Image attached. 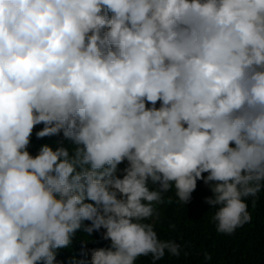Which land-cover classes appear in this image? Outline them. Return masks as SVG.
Here are the masks:
<instances>
[{"label":"clouds","instance_id":"clouds-1","mask_svg":"<svg viewBox=\"0 0 264 264\" xmlns=\"http://www.w3.org/2000/svg\"><path fill=\"white\" fill-rule=\"evenodd\" d=\"M38 125L62 140L33 155ZM198 181L217 232L251 221L264 0H0V264H57L77 231L109 241L90 264L179 257L145 221Z\"/></svg>","mask_w":264,"mask_h":264},{"label":"trees","instance_id":"trees-1","mask_svg":"<svg viewBox=\"0 0 264 264\" xmlns=\"http://www.w3.org/2000/svg\"><path fill=\"white\" fill-rule=\"evenodd\" d=\"M42 127L43 125H38L33 130L28 149L33 155L42 144L47 143L55 149L57 142L62 140V136L37 139L35 131ZM69 143L63 140L64 146H68ZM151 187L154 186L150 185ZM162 195L164 202L153 205L157 215L145 222L153 224L160 239L173 240L180 244L181 248L179 257L166 252L155 264H264V190L255 198H247V210L252 219L231 234L217 232L215 222L212 220L215 209L204 202V197L211 195V192L202 181L197 182L196 190L186 205L178 202L174 188ZM84 240H88L86 244ZM103 242L99 233L94 232L92 237H89L77 231L72 237V246L58 250L56 262L73 264L71 261L75 259L90 264V252H87V255L83 253L88 249L109 245V241ZM206 254L211 258L206 259ZM136 264H152L151 257L142 256L138 258Z\"/></svg>","mask_w":264,"mask_h":264},{"label":"bare ground","instance_id":"bare-ground-1","mask_svg":"<svg viewBox=\"0 0 264 264\" xmlns=\"http://www.w3.org/2000/svg\"><path fill=\"white\" fill-rule=\"evenodd\" d=\"M87 223V222H86ZM101 242V241H100ZM104 242H105V240H104ZM103 242V243H104ZM99 245H101L102 246V244L100 243ZM72 246V245H71ZM80 247V246H79ZM96 248V247H95ZM69 249V248H68ZM78 250V249H77ZM76 251V250H75ZM69 254V253H68ZM71 255H73V254H71ZM85 257V256H84ZM62 259H63V257H62ZM81 259V258H80ZM70 261V260H69ZM71 262H73V261H71ZM86 264V263H85Z\"/></svg>","mask_w":264,"mask_h":264}]
</instances>
